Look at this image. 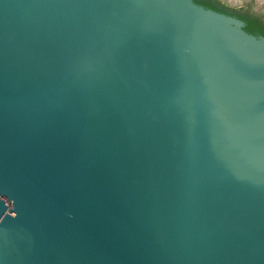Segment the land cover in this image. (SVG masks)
I'll use <instances>...</instances> for the list:
<instances>
[{"label": "water", "instance_id": "1", "mask_svg": "<svg viewBox=\"0 0 264 264\" xmlns=\"http://www.w3.org/2000/svg\"><path fill=\"white\" fill-rule=\"evenodd\" d=\"M194 0H0V264H264V36Z\"/></svg>", "mask_w": 264, "mask_h": 264}, {"label": "trees", "instance_id": "2", "mask_svg": "<svg viewBox=\"0 0 264 264\" xmlns=\"http://www.w3.org/2000/svg\"><path fill=\"white\" fill-rule=\"evenodd\" d=\"M196 3L216 11L237 17L245 23L244 29L256 36H264V14L260 12L251 13L244 6L237 8L222 3L219 0H194Z\"/></svg>", "mask_w": 264, "mask_h": 264}, {"label": "flooded vegetation", "instance_id": "3", "mask_svg": "<svg viewBox=\"0 0 264 264\" xmlns=\"http://www.w3.org/2000/svg\"><path fill=\"white\" fill-rule=\"evenodd\" d=\"M222 3H227L232 7L240 8L244 6L246 9L254 12H260L264 14V0H219Z\"/></svg>", "mask_w": 264, "mask_h": 264}]
</instances>
